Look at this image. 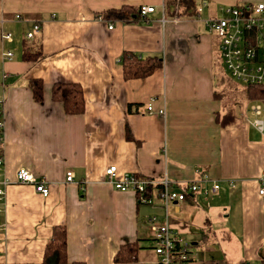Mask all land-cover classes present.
<instances>
[{
	"label": "crops",
	"instance_id": "0c3cea01",
	"mask_svg": "<svg viewBox=\"0 0 264 264\" xmlns=\"http://www.w3.org/2000/svg\"><path fill=\"white\" fill-rule=\"evenodd\" d=\"M170 1L0 0L5 113L0 180H14L16 170L25 168L45 179L50 190L43 198L30 184L7 186L0 264H42L57 225L67 230L63 264H159L148 218L162 217L165 210L156 197L153 204H141L134 194L110 186L104 170L113 164L120 173L157 180L167 173L172 181H190L196 168L219 180L218 192L208 198L188 194L170 203V227L191 243L197 254L192 264H231L229 246H237L240 264L264 260V195L258 193L264 131L251 125L249 113L252 103H260L264 121V100L250 101L246 86L226 76L219 40L203 23L220 17L224 7L264 0H199L195 9L201 11L194 14L179 12ZM143 4L155 8L146 18L98 15ZM34 23L41 30L28 43L24 34ZM3 32L12 34V42H3ZM5 50L12 52L11 60L2 57ZM125 51L159 55L163 66L146 78L125 80L119 61ZM24 52L41 56L25 61ZM32 79L43 81L42 102L32 98ZM55 82L81 85L82 114L68 115L51 99ZM160 108L164 117L156 113ZM225 113L229 118L220 123ZM128 129L132 140L126 138ZM67 170L73 171V182H65ZM131 242L139 246L135 260L115 262L120 246Z\"/></svg>",
	"mask_w": 264,
	"mask_h": 264
},
{
	"label": "built area",
	"instance_id": "2783aa9c",
	"mask_svg": "<svg viewBox=\"0 0 264 264\" xmlns=\"http://www.w3.org/2000/svg\"><path fill=\"white\" fill-rule=\"evenodd\" d=\"M179 0H176L178 4ZM205 3L202 4L204 6ZM177 8V5H176ZM141 18L155 11L152 5H140L138 7ZM162 11L164 8L162 4ZM201 7L197 8V13ZM220 17H210L203 20L204 26L210 33H214L219 40V57L224 69L229 76L242 85L264 84V1L231 5L221 9ZM162 13L160 22L165 24V15ZM19 18V16H16ZM173 23L178 18L171 20ZM112 29V25L109 26ZM39 23H34L30 30L24 34L25 41L31 43L35 35L40 32ZM1 39L5 43L12 42V34L3 32ZM13 54L5 50L2 57L11 60ZM6 76H3V79ZM263 108L260 103L255 102L249 106V113L253 117L251 125L259 132L264 131V121L261 119ZM147 112L152 113V102L147 105ZM165 116V108L156 112ZM5 140V113L3 100H0V176L4 175V146ZM195 178L190 181L170 180L167 173L159 180L151 179L133 172L118 171L116 165H109L104 170L105 181L114 189L123 193H132L138 203L153 204L154 197L158 198L165 210L162 217L152 215L148 218L149 230L155 242L154 252L159 264H192L197 259V254L191 250V243L187 242L169 225L167 207L172 202L185 200L188 194H200L205 198L214 195L220 188V181L208 176L199 168L194 169ZM15 181L21 184H30L34 190L43 198L49 193V184L45 179H36L35 176L25 168H18L15 172V179L0 180V214L3 213V204L6 197L7 186ZM74 181L72 170L65 172V182ZM228 183L232 184V180ZM258 193L264 195V169L258 179ZM148 188L152 190L148 194ZM7 230V222L0 218V233ZM255 264H264L259 260Z\"/></svg>",
	"mask_w": 264,
	"mask_h": 264
},
{
	"label": "trees",
	"instance_id": "16d2710c",
	"mask_svg": "<svg viewBox=\"0 0 264 264\" xmlns=\"http://www.w3.org/2000/svg\"><path fill=\"white\" fill-rule=\"evenodd\" d=\"M195 0H171L170 4L181 13L194 14L196 11ZM103 19L133 21L140 19L138 8L123 5L120 8L106 9L98 14ZM179 16V14H178ZM40 53L24 52L25 61H36ZM122 75L125 80L146 78L154 73L155 70L163 66V59L159 55L148 54L140 55L125 51L119 59ZM29 87L32 92V98L35 102H42L44 99V84L41 79H32L29 81ZM246 96L250 101L264 100V84L246 85ZM51 99L59 102L63 110L68 115H79L85 111V97L80 84L73 82H55L50 90ZM229 118V113H225L219 118L220 123H225ZM126 138L132 140L133 137L128 129ZM152 190L148 188V194ZM67 230L63 226H54L52 235L46 243L42 264H63L68 262L67 257ZM139 246L136 242L126 243L120 246L114 256V261L118 263L130 262L135 260ZM70 264H86L82 261H73Z\"/></svg>",
	"mask_w": 264,
	"mask_h": 264
},
{
	"label": "rangeland",
	"instance_id": "374dc122",
	"mask_svg": "<svg viewBox=\"0 0 264 264\" xmlns=\"http://www.w3.org/2000/svg\"><path fill=\"white\" fill-rule=\"evenodd\" d=\"M198 2H199V0H196V1H194V5L196 4V6L195 7H197L198 6ZM197 12V11H196ZM226 74V73H225ZM226 76L229 78L230 76H228L227 74H226ZM232 80V79H231ZM232 82H234V80H232ZM235 84H237L236 82H234ZM240 86V85H239ZM200 194H197L196 196H199ZM202 196V195H201ZM202 197H204V196H202ZM221 223H224L223 221H220ZM233 244H235L234 243V241H233ZM232 244V245H233ZM237 246H229V249L227 250V255H228V258H229V260H230V263L231 264H240V262H239V255L237 254V248H236ZM236 248V249H235Z\"/></svg>",
	"mask_w": 264,
	"mask_h": 264
}]
</instances>
